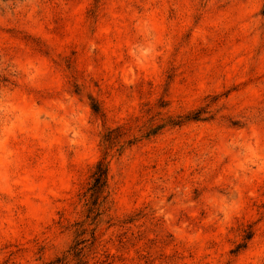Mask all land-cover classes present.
Segmentation results:
<instances>
[{
  "label": "rangeland",
  "instance_id": "1",
  "mask_svg": "<svg viewBox=\"0 0 264 264\" xmlns=\"http://www.w3.org/2000/svg\"><path fill=\"white\" fill-rule=\"evenodd\" d=\"M0 264H264V0H0Z\"/></svg>",
  "mask_w": 264,
  "mask_h": 264
},
{
  "label": "trees",
  "instance_id": "2",
  "mask_svg": "<svg viewBox=\"0 0 264 264\" xmlns=\"http://www.w3.org/2000/svg\"><path fill=\"white\" fill-rule=\"evenodd\" d=\"M92 110L95 114L99 113L97 106H92ZM125 128H116L114 130L108 131L102 139L101 145L103 147L102 158L97 162L94 171L90 177L89 187L87 193L90 194L94 204L99 207V202L103 203L106 199V190L108 186V157L111 151L118 147V150L122 148L120 142L121 137L125 133ZM100 203V204H101Z\"/></svg>",
  "mask_w": 264,
  "mask_h": 264
}]
</instances>
